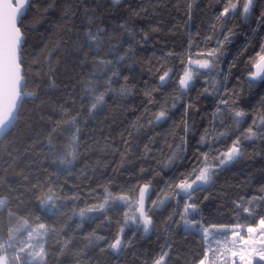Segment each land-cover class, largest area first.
I'll return each instance as SVG.
<instances>
[{"label":"trees","instance_id":"obj_1","mask_svg":"<svg viewBox=\"0 0 264 264\" xmlns=\"http://www.w3.org/2000/svg\"><path fill=\"white\" fill-rule=\"evenodd\" d=\"M224 2L195 0L191 22L187 21L185 0H123L119 5L114 0H55L56 6L48 11L50 0H33L29 5L20 23L25 39L21 54L25 99L15 127L0 143V246L6 242L24 246L14 235L20 220L33 227L43 225L47 234L42 262H30L22 256L14 260L15 264H144L162 246H170L174 256L188 262L202 255L206 242L194 230L184 232L179 221L183 200L176 202V189L169 183L191 171L200 135L205 128L211 132L209 118L218 101L215 95L198 93L205 86L211 92L214 80L226 75L225 91L236 93L240 108L257 111L264 98V81L256 80L249 86L254 68L250 60L264 42V21L258 20L264 0H256L254 12L247 18L238 8L234 17L217 22L215 16ZM85 8L90 10L87 18ZM133 9L146 11L134 16ZM214 23L217 28L212 34ZM88 29L94 33L104 29L107 34L91 38L85 34ZM229 29L233 34L221 49L216 69L219 75L209 76L206 82L198 80L190 95L177 101L183 91L178 78L185 66L180 60L186 61L187 55L202 58L196 53L214 48L215 39ZM127 31L137 33L135 39ZM141 33H147L146 43ZM210 34L213 41L206 43L204 37ZM128 43L135 55L124 64L119 56ZM169 50L174 57L164 60L161 54ZM158 61L172 67L174 74L170 83L153 92L155 103L150 110L156 112L158 105L170 107L174 102L177 106L168 122L135 133L131 124L147 105L142 92L155 89L164 70L157 71ZM117 74L127 76V82L119 80ZM125 84L132 89L127 97L120 95ZM101 95L104 100L97 103ZM189 99L199 109L188 112L195 132L188 135L184 160L162 170L154 159L143 158V145L155 135L153 148L158 149L162 137L168 135L167 143L174 149L173 137L183 135L181 118ZM251 119L249 115L245 123ZM245 146L251 159L220 173L214 185L206 186L211 194H196L205 226L209 222H256L242 210H234L239 197L262 195L259 185L264 182V143L245 142ZM144 185L151 188L146 206L152 232L146 235L135 225L126 229L117 254L111 248L124 224L127 207H113L84 220L78 215L111 196L136 201ZM259 203L264 207V202ZM176 222L181 226L176 227ZM18 249L8 247L10 254ZM168 264H181V260L170 259Z\"/></svg>","mask_w":264,"mask_h":264},{"label":"snow or ice","instance_id":"obj_2","mask_svg":"<svg viewBox=\"0 0 264 264\" xmlns=\"http://www.w3.org/2000/svg\"><path fill=\"white\" fill-rule=\"evenodd\" d=\"M33 0H0V19L6 15L5 38L11 49V68L13 82L20 79L21 65L18 63L19 46L23 39L21 27L18 26L21 14L32 4ZM123 0H114V3L119 5ZM179 2V0H178ZM195 0H185L187 21L191 22L192 9ZM219 2V0H218ZM34 6V5H33ZM55 0H50L48 9L54 8ZM240 9V15L247 18L256 8V0H225L222 4L221 11L215 16L217 22H222L227 18L234 17L237 9ZM6 10V11H5ZM85 16L88 17L89 9L85 8ZM145 9L132 10V15L139 16ZM258 20L264 21V9L260 10ZM222 26V25H221ZM121 29H125V25H120ZM217 25L214 23L211 26V33L215 34ZM151 31H159L158 28H152ZM85 34L91 38H95V34L106 35L104 29H98L95 33L88 29ZM127 34L135 39L134 31H127ZM206 35L204 41L211 43L213 35ZM232 30L229 29L225 34L215 39V47L208 48L206 52H198V57L193 59L191 55H187L186 61L180 60V63L185 65L182 69V75L178 78L179 89L183 90L180 96L176 97L179 101L183 96L190 95V92L195 89L198 80L203 79L207 81L209 76L216 77L219 73L216 69L219 66V56L221 49L225 43L230 42ZM144 42H147V33H141ZM139 43V41H137ZM192 46V38L189 36V49ZM123 49V54L119 56V61L126 64L127 60L135 55V49L131 43H128L127 48ZM164 60L174 57V53L169 50L167 53L161 54ZM155 56V52H153ZM250 63L255 68L254 72L250 73L249 86L253 81L264 80V42L261 43L259 52L250 60ZM162 71L158 75V84L155 89H148L142 92V95L147 97V105L144 107L140 116L136 118L137 122L131 124L135 133H139L142 128H154L157 125L168 122L170 112L176 108L177 104L174 102L170 107L160 106L156 112H151L150 105L155 103L153 96L154 91H160L168 83L171 82L173 76V68L166 64L157 63V71ZM151 71V69H149ZM119 80L127 82V76H119ZM227 76H223L219 80H214L212 91L205 86L199 95H215L218 103L215 105L214 111L210 114L209 128H205L203 134L200 135L195 152V163L190 172L186 171L177 176L169 183L175 187L176 202L180 203L183 200L182 213L179 215V221L182 222L183 230L187 234L189 230H194L195 233L201 234L205 243L202 255L197 259L194 258L188 262L186 258L179 255H173L171 247H161V250L148 261L145 259L144 264H168L169 260L180 259L181 264H264V207L259 202H264V182L259 185V192L262 195L252 196L250 199L239 197V203H235L234 210L236 212L243 211L248 217L254 218L255 223H212L209 222L207 226L201 222L202 214L200 213L199 202L195 196L199 192H209L211 190L206 186L214 185L216 177L231 168L238 166L242 162L251 159V154L245 146V142L255 144L256 142L264 143V98L261 101V107L257 111L248 112L238 106L237 95L233 92L229 95L224 88V82ZM120 95H132V89L122 85ZM104 100L101 95L96 98V102L100 103ZM95 107V104H93ZM190 109L199 111L193 102L189 99L184 105V114L181 118L183 123V135L175 136V148L167 143L168 135H164L161 140V146L153 148L156 145V136H150L143 145V158L154 159L157 166L162 169H170L179 161H183L187 152L188 135L194 134L195 122H189L188 112ZM251 115L250 123H245L246 118ZM143 120V123L139 121ZM176 122H172V128L175 129ZM223 128V131L219 129ZM156 135H160L157 133ZM232 137L229 140V137ZM207 145L206 150H201L203 146ZM219 145V146H217ZM165 148L168 149L165 155ZM255 152V149L253 150ZM153 152L155 154L153 155ZM256 155H261V152H256ZM197 164H202L197 167ZM147 187V185L145 186ZM207 199V196L204 197ZM255 202V203H254ZM248 205V206H244ZM143 208V205H141ZM200 216L201 218H197ZM191 217V218H189ZM143 223L145 225L144 231L148 232L149 226L152 224L151 216L145 214L143 216ZM176 227H180V223L176 222ZM212 233H216L215 244L207 243ZM243 233V234H242ZM120 241L114 242V247H118ZM211 253V256H210ZM195 255V254H194Z\"/></svg>","mask_w":264,"mask_h":264},{"label":"rangeland","instance_id":"obj_3","mask_svg":"<svg viewBox=\"0 0 264 264\" xmlns=\"http://www.w3.org/2000/svg\"><path fill=\"white\" fill-rule=\"evenodd\" d=\"M143 186V188L140 190L139 197L136 201L131 202L126 197H110L106 199L100 206L96 208H90V210H82L78 218L80 220L88 219L94 216H97L101 213H106L110 210H112L113 207L117 206H125L127 207V212L125 216V221L123 226L121 227V231L119 233V236L117 240L120 241V244L118 247L112 246L111 250L115 253H120L121 248L123 246V234L124 231L130 227L138 226L143 229L144 231V223H143V216L147 214V200L149 198L150 193V186L147 185ZM52 203V201H50ZM3 204V202H1ZM0 204V206H1ZM141 205H143V208H141ZM160 207V206H159ZM163 207V206H161ZM160 207V208H161ZM45 211V210H44ZM152 232V226H149L148 232L144 234L149 235ZM47 232H45V228L43 225H37L36 227H33L29 224L27 221L20 220L19 223L16 225V230L14 232V235H17L19 237L18 243L20 241L24 242V246H20L19 244L13 245L10 242H6V244L0 246V264H15L14 260L18 261L21 260L22 256L24 258H29V261L34 263H40L42 262V258L44 257V246H45V238H46ZM243 234V233H242ZM216 233H212L207 243L212 244L213 247H216L215 244V238ZM114 245V244H113ZM11 247L12 249L15 247H18V251L13 254H10L8 247ZM211 256V253H210Z\"/></svg>","mask_w":264,"mask_h":264},{"label":"water","instance_id":"obj_4","mask_svg":"<svg viewBox=\"0 0 264 264\" xmlns=\"http://www.w3.org/2000/svg\"><path fill=\"white\" fill-rule=\"evenodd\" d=\"M27 7L21 14L18 26L24 19ZM6 11V10H5ZM6 15L0 19V143L12 131L19 118V112L25 99L23 90L25 78L23 68L20 69V79L13 82L11 68V49L5 38ZM22 32V31H21ZM24 35L18 51V63L22 66L21 54L24 46ZM255 68H253V72ZM264 81V80H260Z\"/></svg>","mask_w":264,"mask_h":264}]
</instances>
